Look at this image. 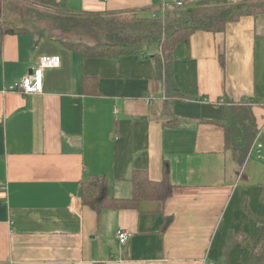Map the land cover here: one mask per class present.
<instances>
[{"label":"crops","instance_id":"obj_1","mask_svg":"<svg viewBox=\"0 0 264 264\" xmlns=\"http://www.w3.org/2000/svg\"><path fill=\"white\" fill-rule=\"evenodd\" d=\"M63 1L73 12L157 18L206 0ZM224 29L175 47L171 73L184 99L166 92L156 49L83 59L52 37L0 31V264H218L232 234L257 239L264 159L251 154L238 166L219 123L227 102L251 101L264 136V18ZM46 57L60 66L43 71L41 94L4 92ZM84 78L97 79V94L83 90ZM173 120L177 128L165 126ZM165 162L167 201L98 213L83 205L88 175L108 178L115 197L128 199L131 173L159 183ZM118 230L132 233L127 243Z\"/></svg>","mask_w":264,"mask_h":264},{"label":"trees","instance_id":"obj_2","mask_svg":"<svg viewBox=\"0 0 264 264\" xmlns=\"http://www.w3.org/2000/svg\"><path fill=\"white\" fill-rule=\"evenodd\" d=\"M5 1V0H3ZM21 1V0H19ZM28 11L21 10L20 4L12 15L0 19L3 34H33L38 39L53 38L83 59H116L139 53L147 54L156 46L152 56L157 63L159 77H164L166 92L171 97L182 98L172 75V61L175 47L198 31L221 33L226 25L242 17L264 16V0L229 1L206 0L182 9H168L157 17H141L136 11L86 13L73 12L59 0H27ZM7 7L13 3L6 0ZM24 6V5H23ZM20 9L21 11H18ZM4 16V14H2ZM7 19V20H6ZM16 21L19 26H16ZM96 78H84L83 90L97 94ZM168 106V104H167ZM251 101L227 102L224 106V120L219 125L225 130L226 149L238 166L248 161L253 146L259 140L264 147V136L253 111ZM166 127L177 128L176 120L165 122ZM131 185V196L127 199L115 197L112 193L114 182L104 176L88 175L81 185L84 206L95 212L107 210L135 209L142 201L165 202L171 198L173 186L167 162L164 165L163 180L152 182L145 172H132L127 180ZM255 241L243 243L231 235L225 246L223 257L218 264H264V220Z\"/></svg>","mask_w":264,"mask_h":264},{"label":"built area","instance_id":"obj_3","mask_svg":"<svg viewBox=\"0 0 264 264\" xmlns=\"http://www.w3.org/2000/svg\"><path fill=\"white\" fill-rule=\"evenodd\" d=\"M63 1V0H59ZM178 6H182L181 3L178 4ZM156 17V16H155ZM38 66V69L34 70L30 75L23 78L20 82L15 83L13 85H10L4 89V92H14V93H21L23 95H35V94H41L43 91V71L46 69H54L58 68L60 66V61L58 58H43ZM263 145L261 142L259 143V140L256 141L255 145L253 146V149L251 151V154H255L258 159L263 160ZM0 190L2 194L4 195V198L7 199V187L0 183ZM11 224V233H13L12 226L13 222H10ZM116 237L119 240L118 243L125 244L127 243L130 238L132 237V233L127 230H118L116 233Z\"/></svg>","mask_w":264,"mask_h":264},{"label":"rangeland","instance_id":"obj_4","mask_svg":"<svg viewBox=\"0 0 264 264\" xmlns=\"http://www.w3.org/2000/svg\"><path fill=\"white\" fill-rule=\"evenodd\" d=\"M5 1H6V0H5ZM5 1L0 0V19H1V18H4V17H8V19L11 20V18H14L12 14H13L14 11L18 8V7L14 4V2H15L17 5L20 4V6H21L20 9L23 10V11H28V9H27V5H31L29 2H27V0H21V1H19V0H9V2H11V3H13V4L10 5L9 7H7V6H5V5L3 4V2H5ZM240 1H245V0H239V2H240ZM250 1H256V0H250ZM23 5H24V6H23ZM20 9H18V11H21ZM11 13H12V14H11ZM2 14H4V16H2ZM10 15H12L11 18H9ZM263 18H264V16L259 17L260 20L263 19ZM6 20H7V19H6ZM11 21H12V20H11ZM13 23H15L16 26H19V24H18L16 21H14ZM153 49H156V50H157V47H156V46L151 47L150 51H149L147 54L153 53Z\"/></svg>","mask_w":264,"mask_h":264},{"label":"bare ground","instance_id":"obj_5","mask_svg":"<svg viewBox=\"0 0 264 264\" xmlns=\"http://www.w3.org/2000/svg\"><path fill=\"white\" fill-rule=\"evenodd\" d=\"M183 4V3H182ZM185 5V4H184ZM163 11V10H162ZM163 12H165V11H163ZM158 15V14H157ZM38 67V66H37ZM44 82V81H43Z\"/></svg>","mask_w":264,"mask_h":264},{"label":"water","instance_id":"obj_6","mask_svg":"<svg viewBox=\"0 0 264 264\" xmlns=\"http://www.w3.org/2000/svg\"><path fill=\"white\" fill-rule=\"evenodd\" d=\"M229 1H232V0H229ZM233 1H236V0H233Z\"/></svg>","mask_w":264,"mask_h":264}]
</instances>
